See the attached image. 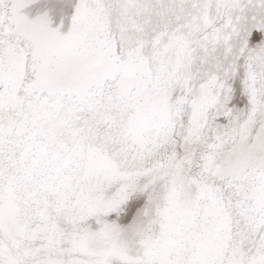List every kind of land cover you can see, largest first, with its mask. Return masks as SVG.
Masks as SVG:
<instances>
[{"label": "snow or ice", "instance_id": "snow-or-ice-1", "mask_svg": "<svg viewBox=\"0 0 264 264\" xmlns=\"http://www.w3.org/2000/svg\"><path fill=\"white\" fill-rule=\"evenodd\" d=\"M0 264H264V0H0Z\"/></svg>", "mask_w": 264, "mask_h": 264}]
</instances>
